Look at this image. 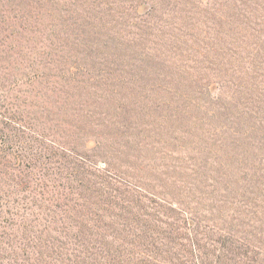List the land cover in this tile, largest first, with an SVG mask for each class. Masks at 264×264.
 <instances>
[{"label":"rangeland","instance_id":"374dc122","mask_svg":"<svg viewBox=\"0 0 264 264\" xmlns=\"http://www.w3.org/2000/svg\"><path fill=\"white\" fill-rule=\"evenodd\" d=\"M80 141L176 201L93 208V264H264V0H0V264L67 236L40 189Z\"/></svg>","mask_w":264,"mask_h":264},{"label":"trees","instance_id":"16d2710c","mask_svg":"<svg viewBox=\"0 0 264 264\" xmlns=\"http://www.w3.org/2000/svg\"><path fill=\"white\" fill-rule=\"evenodd\" d=\"M39 8L34 7L38 11ZM58 147L60 155L45 162L46 173L43 174L40 202L68 212V215H64L67 236L60 240H32L30 258L35 261L43 257L48 259L47 264H93V218L90 216L93 208H103V205L127 207L128 204L134 207L145 202L176 203L148 189L134 175H124L110 160L109 149L102 141H80L72 146L58 144ZM100 149L106 154L104 159L97 154L96 150ZM88 152L101 159L90 165L91 155ZM67 154L75 160V166L62 164L61 157ZM181 245L188 248L191 255L198 248L197 242L192 240ZM186 254H176L175 264L207 263L206 257L193 258ZM227 259L230 258L220 263H226ZM236 260L243 264L240 257Z\"/></svg>","mask_w":264,"mask_h":264}]
</instances>
